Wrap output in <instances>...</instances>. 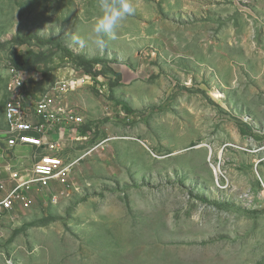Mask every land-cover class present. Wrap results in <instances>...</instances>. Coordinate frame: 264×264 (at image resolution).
<instances>
[{
    "label": "rangeland",
    "instance_id": "obj_1",
    "mask_svg": "<svg viewBox=\"0 0 264 264\" xmlns=\"http://www.w3.org/2000/svg\"><path fill=\"white\" fill-rule=\"evenodd\" d=\"M130 2L99 49V0H0V135L14 54L28 96L89 80L73 186L0 216V264H264V0Z\"/></svg>",
    "mask_w": 264,
    "mask_h": 264
},
{
    "label": "built area",
    "instance_id": "obj_2",
    "mask_svg": "<svg viewBox=\"0 0 264 264\" xmlns=\"http://www.w3.org/2000/svg\"><path fill=\"white\" fill-rule=\"evenodd\" d=\"M9 76L7 92L11 99L4 106L6 129L0 135V175H4L0 181V216L29 209L39 196H63L72 188L71 176L78 161H69L63 152L66 142L83 139L80 128L84 120L62 100L89 81L84 75L64 78L44 95L28 96L22 72L13 67ZM25 148L30 149L29 165L6 161L5 152L16 155ZM259 152H264V145Z\"/></svg>",
    "mask_w": 264,
    "mask_h": 264
},
{
    "label": "clouds",
    "instance_id": "obj_3",
    "mask_svg": "<svg viewBox=\"0 0 264 264\" xmlns=\"http://www.w3.org/2000/svg\"><path fill=\"white\" fill-rule=\"evenodd\" d=\"M100 15L95 19L92 33L97 37L93 42L99 49L105 47L103 36L115 40L116 30L126 16L134 13L135 9L130 0H99ZM91 39V37H89ZM76 43L81 48L86 46L83 38L76 37Z\"/></svg>",
    "mask_w": 264,
    "mask_h": 264
},
{
    "label": "trees",
    "instance_id": "obj_4",
    "mask_svg": "<svg viewBox=\"0 0 264 264\" xmlns=\"http://www.w3.org/2000/svg\"><path fill=\"white\" fill-rule=\"evenodd\" d=\"M29 38H25L24 40H20L19 43L20 44H24L26 42V40H28ZM60 45V44H59ZM61 47V45H60ZM62 49L64 50L65 53H67L68 55L74 57L76 59V61L78 62V65L84 70L86 71V74H89V70L94 69L95 66L99 65L101 62L97 61V60H85L84 58L80 57V56H76L74 55L71 51L65 49L62 47ZM33 56L32 53H27V54H19L16 53L14 54V58H13V64L15 66V68L17 70H22V71H27L28 70V65L30 62V57ZM125 111L127 113H131V111L125 107Z\"/></svg>",
    "mask_w": 264,
    "mask_h": 264
},
{
    "label": "crops",
    "instance_id": "obj_5",
    "mask_svg": "<svg viewBox=\"0 0 264 264\" xmlns=\"http://www.w3.org/2000/svg\"><path fill=\"white\" fill-rule=\"evenodd\" d=\"M5 121V118H4ZM1 150H0V155H1ZM6 155V159H8L7 157H13L10 161H12L14 164L16 165H29L30 163V158H29V154H30V149L25 148V149H19L17 150L15 153L16 155H14V153L12 152H5ZM1 197V194H0Z\"/></svg>",
    "mask_w": 264,
    "mask_h": 264
},
{
    "label": "bare ground",
    "instance_id": "obj_6",
    "mask_svg": "<svg viewBox=\"0 0 264 264\" xmlns=\"http://www.w3.org/2000/svg\"><path fill=\"white\" fill-rule=\"evenodd\" d=\"M215 96L218 97V98L222 97L221 94H219L218 92H216ZM217 173H219V171L217 169H215V173L214 174L217 175Z\"/></svg>",
    "mask_w": 264,
    "mask_h": 264
}]
</instances>
